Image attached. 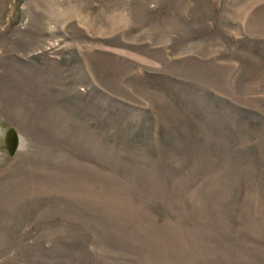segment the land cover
I'll use <instances>...</instances> for the list:
<instances>
[{"label": "rangeland", "instance_id": "374dc122", "mask_svg": "<svg viewBox=\"0 0 264 264\" xmlns=\"http://www.w3.org/2000/svg\"><path fill=\"white\" fill-rule=\"evenodd\" d=\"M0 264H264V0H0Z\"/></svg>", "mask_w": 264, "mask_h": 264}, {"label": "water", "instance_id": "95a60500", "mask_svg": "<svg viewBox=\"0 0 264 264\" xmlns=\"http://www.w3.org/2000/svg\"><path fill=\"white\" fill-rule=\"evenodd\" d=\"M16 144V138L13 132H11L8 136V147L13 150Z\"/></svg>", "mask_w": 264, "mask_h": 264}]
</instances>
